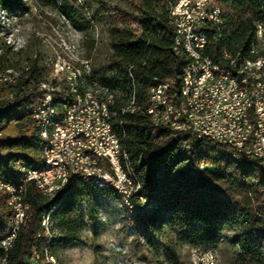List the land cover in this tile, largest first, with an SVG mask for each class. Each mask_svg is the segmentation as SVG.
Returning <instances> with one entry per match:
<instances>
[{
	"label": "trees",
	"instance_id": "obj_1",
	"mask_svg": "<svg viewBox=\"0 0 264 264\" xmlns=\"http://www.w3.org/2000/svg\"><path fill=\"white\" fill-rule=\"evenodd\" d=\"M178 1L133 0L139 13L127 12L125 18L135 20L138 29L130 26L133 23L114 27L108 64L111 80L103 74L98 77L92 68L85 76L86 88H95V83L113 95L109 105L112 127L136 173L140 195L151 205L129 222L150 230L170 226L181 242L193 245H215L224 232H231L237 264H264V166L259 160L237 155L227 144L195 140L189 134L157 126L147 113L149 90L154 86L169 83L171 102H179L181 74L193 63L174 49L171 10ZM213 1L220 8L223 25L207 30L204 55L214 62H223L222 49L249 56L256 42L255 25L264 27V0ZM51 5L78 29H87L95 19V15H86L63 1ZM0 10L16 18L28 9L23 0H0ZM0 50V67L23 71L16 84L0 87V177L16 185L26 171L44 162L33 116L44 94L38 85L49 78L39 58L20 59L24 48L13 51L0 37ZM257 50L258 56H264V36ZM67 89L61 83L54 92L60 116L71 101ZM99 191L118 197L112 189L86 184L79 178L71 179L52 196L27 183L23 201L29 207L12 247L8 251L0 248V264H29L34 255L44 261L45 250L55 259L54 247L79 243L85 225L74 213ZM138 197L134 195L132 202L141 205ZM46 213L51 214L53 224L47 249L48 237L41 227ZM11 215L8 195L0 194V241L9 231Z\"/></svg>",
	"mask_w": 264,
	"mask_h": 264
},
{
	"label": "rangeland",
	"instance_id": "obj_2",
	"mask_svg": "<svg viewBox=\"0 0 264 264\" xmlns=\"http://www.w3.org/2000/svg\"><path fill=\"white\" fill-rule=\"evenodd\" d=\"M62 1L86 15H95L91 26L78 29L61 16L51 2ZM132 1L23 0L28 10L9 19V26L0 29V33L6 36L14 32V47L24 48L20 59L39 58L47 69L49 81L56 79L60 83V75L55 72L58 57L78 66L87 62L98 77L103 74L110 81L108 64L113 52L114 27L133 23L129 25L138 29L135 20L125 18L127 12L139 13ZM143 203L127 207L116 195L97 192L89 204L81 203L74 213L85 225L80 233L81 241L68 248L54 247L55 261L58 264H237V248L231 243V232H224L215 245H193L181 242L170 226L157 230L132 226L129 222L132 216L151 208L147 202Z\"/></svg>",
	"mask_w": 264,
	"mask_h": 264
},
{
	"label": "bare ground",
	"instance_id": "obj_3",
	"mask_svg": "<svg viewBox=\"0 0 264 264\" xmlns=\"http://www.w3.org/2000/svg\"><path fill=\"white\" fill-rule=\"evenodd\" d=\"M175 6V5H174ZM172 18L174 27V49L176 53H184L189 59L192 60L191 66H205L209 62V68H213V76H220V68L236 73L239 78V89H246L249 87L250 90H260L264 86V56H258L257 50V39L255 44L249 49V56H245L242 53L230 54L227 50H220L219 54L223 59V62H214L211 58L204 55L209 41L208 31L210 28H219L223 25L221 19V11L217 5H207V13L215 17H208V24L210 28H195L194 36H201V46L193 47L183 42L181 38L176 35L174 24L177 19L182 16V9L172 8ZM11 19L7 14L0 10V29H6L8 20ZM8 31V30H7ZM11 31V30H10ZM262 34L264 36V27L262 26ZM4 33H0L2 37ZM8 35V36H7ZM4 35V41L7 46H10L13 51H19L22 46L14 47V32ZM262 36V41H263ZM22 43V42H21ZM18 44V43H17ZM1 55V50H0ZM254 55V60H253ZM88 66L87 62L83 63L82 66L75 65L74 62L65 61L57 58L55 64V72L60 77V83H56V79L42 81L39 88L44 92L40 99L34 113L39 111H45L37 115L36 121L39 127L41 140H42V154H43V165L37 169L28 170L25 172L23 179L16 185L3 181L0 177L1 183H7V186H13V188L5 187L4 184H0V194L8 195V204L11 207L12 215L9 221V231L6 236L0 241V243H6L4 251H8L20 230L28 210V205L24 203L23 198L25 194V180L31 178V182L35 187L45 196H52L55 192L66 186L71 179H82L86 184H91L99 188L112 189L118 197L122 200L123 204L127 207H131L134 203L130 199V195L121 190V188H127L129 190H135L134 195H139L138 198L143 200L140 195V188L137 184L136 173L128 160L127 154L121 147L120 140L115 134L111 124L112 112L109 109V105L112 103V94L108 92L105 87L86 88L85 86V67ZM217 65L220 68H216ZM190 67V65L188 66ZM187 67V68H188ZM27 70V67L24 68ZM22 69H7L0 67V75L4 78H0V87L3 85H14L22 76ZM132 79L131 74L129 73ZM55 83V84H53ZM64 83L68 88V93L71 95V101L63 110L62 116L58 114L57 107L54 104V92L59 88L60 84ZM87 83V82H86ZM181 86H183V78L181 79ZM170 85L161 84L150 88L148 97V109L147 113L150 116L152 122L155 125L167 127L168 123L171 122V118H177L180 115V106L162 105V96H155L156 94L166 93L169 96ZM185 91L188 95L189 101L199 100V92L196 91V81L194 78H185ZM90 101L97 102V109L102 113L104 123L107 125L109 132H112L111 142V154L115 161V166L122 176H115V184L107 183V178L97 177L100 172L106 171V163L102 159H94L93 157H86L85 160H69L66 161V165H61L59 162H49V147L45 146H56L58 142V130L63 127L66 121L69 120L70 111H73L77 106L88 107ZM131 103H134L131 101ZM124 109L122 110V113ZM160 115V116H155ZM82 118H89V111H82ZM90 118H97V111H90ZM113 118V117H112ZM174 131V130H172ZM196 140V139H195ZM200 140V139H197ZM66 150H73V140H66ZM237 155L244 157V151H234ZM75 155H82V148H75ZM71 174L73 176H70ZM55 172L53 176L50 173ZM33 173L36 177H32ZM84 176H88L83 179ZM122 177L125 181H122ZM64 185V182H66ZM119 185V187L117 186ZM49 186V187H48ZM21 206V211H20ZM15 211H19V221L16 226L15 233L14 219ZM41 227L43 228L44 235L48 237L45 248L52 238L51 229L53 224L51 222V214L46 213L42 217ZM44 261L38 255H34L32 264H57L55 259L50 256L45 250Z\"/></svg>",
	"mask_w": 264,
	"mask_h": 264
},
{
	"label": "built area",
	"instance_id": "obj_4",
	"mask_svg": "<svg viewBox=\"0 0 264 264\" xmlns=\"http://www.w3.org/2000/svg\"><path fill=\"white\" fill-rule=\"evenodd\" d=\"M207 5H217L213 0H179L175 9H182V16L174 24L176 35L187 45L201 46V36H194L195 28H210L208 17H215L207 13ZM218 6V5H217ZM174 11V10H171ZM262 24L255 25L257 48L262 44ZM254 60V55H253ZM216 68H220L218 65ZM86 77L90 74V66L85 67ZM0 78H4L0 75ZM183 86L179 90V102H171L166 93L162 96V105L180 106V115L171 118L167 128L178 134H189L194 139H210L229 145L233 151H244V157L259 160L264 166V86L260 90L239 89V78L236 73L220 68V76H213V68L209 62L205 66H191L181 74ZM185 78H194L199 100L189 101L185 91ZM168 84L169 83H163ZM94 87H98L94 83ZM82 111H89V118H82ZM90 111H97V118H90ZM34 113V121L37 115ZM160 116V115H155ZM154 123V122H153ZM56 146L49 147V162H59L66 165L69 160H85L86 157L102 159L106 163V171L100 172L97 177L107 178V183L115 184V176H122L115 166L111 154L112 132H109L104 123L102 113L97 109V102L90 101L89 106L75 108L70 111L69 120L58 130ZM66 140H73V150H66ZM75 148H82V155H75ZM55 172L50 173L53 176ZM70 176L71 174L70 170ZM32 177H36L33 173ZM88 176L83 175V179ZM122 181H125L122 177ZM31 178L25 180V184ZM66 182H64V185ZM5 187L13 188V186ZM119 187V185H117ZM49 187V186H48ZM122 191L134 196L135 190L121 188ZM144 201L138 198L137 203ZM135 204V203H134ZM21 211V206H20ZM19 221V211H15L14 229ZM7 243V242H6ZM6 243H0L5 250ZM33 263L31 258L29 264Z\"/></svg>",
	"mask_w": 264,
	"mask_h": 264
}]
</instances>
